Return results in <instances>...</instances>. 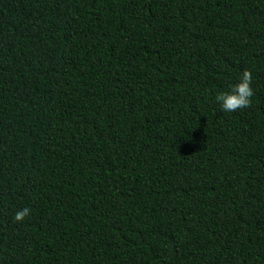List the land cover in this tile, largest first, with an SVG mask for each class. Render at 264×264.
I'll list each match as a JSON object with an SVG mask.
<instances>
[{
    "label": "trees",
    "instance_id": "obj_1",
    "mask_svg": "<svg viewBox=\"0 0 264 264\" xmlns=\"http://www.w3.org/2000/svg\"><path fill=\"white\" fill-rule=\"evenodd\" d=\"M0 264H264V0H0Z\"/></svg>",
    "mask_w": 264,
    "mask_h": 264
},
{
    "label": "clouds",
    "instance_id": "obj_2",
    "mask_svg": "<svg viewBox=\"0 0 264 264\" xmlns=\"http://www.w3.org/2000/svg\"><path fill=\"white\" fill-rule=\"evenodd\" d=\"M251 85L252 73L249 70H244L239 83L231 85L230 91L218 93L215 96V100L225 112H235L237 110L249 108L251 106V98L254 95V90ZM30 214L31 209L24 207L15 212L14 221L21 223Z\"/></svg>",
    "mask_w": 264,
    "mask_h": 264
}]
</instances>
